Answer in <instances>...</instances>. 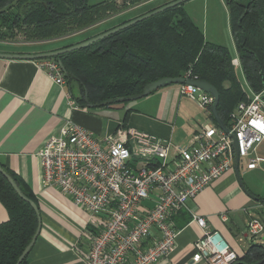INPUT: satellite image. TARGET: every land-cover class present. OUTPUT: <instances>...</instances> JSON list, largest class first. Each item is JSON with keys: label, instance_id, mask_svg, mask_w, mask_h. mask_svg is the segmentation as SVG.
Listing matches in <instances>:
<instances>
[{"label": "built area", "instance_id": "built-area-1", "mask_svg": "<svg viewBox=\"0 0 264 264\" xmlns=\"http://www.w3.org/2000/svg\"><path fill=\"white\" fill-rule=\"evenodd\" d=\"M38 67L56 84H63V69L51 59L37 60ZM185 80H196L189 74ZM178 94L207 109L210 94L178 84ZM227 131L206 125L185 146L120 124L99 139L91 131L67 121L59 134L47 140L38 152L42 185L55 188L86 212L90 228L85 264H154L171 254L177 231L172 217L227 172L238 158L252 157L264 142V102L261 94L239 103L229 116ZM202 236L193 244L192 261L197 264H233L237 255L205 219L193 216ZM226 221V216H221ZM247 234H264L263 221L251 218Z\"/></svg>", "mask_w": 264, "mask_h": 264}, {"label": "trees", "instance_id": "trees-1", "mask_svg": "<svg viewBox=\"0 0 264 264\" xmlns=\"http://www.w3.org/2000/svg\"><path fill=\"white\" fill-rule=\"evenodd\" d=\"M146 1L124 0L119 6L115 0L95 4H89L88 0H0V41L13 39L17 34L23 35L27 42L69 37ZM224 2L249 91L243 88L235 74L228 48L207 41L184 4H180L85 48L53 58L63 67V79L71 87V98L83 108H88V104L93 108L123 107L138 99L147 84L160 78H182L189 74L217 90L216 111L228 126L234 108L250 101L249 93L261 94L264 100V0ZM136 17L101 31L83 32L80 38L70 39L56 50L88 40ZM72 85L76 86V91ZM206 110L217 126L210 107ZM129 113L130 110L125 111L123 121ZM0 167L38 206L37 198L26 184L2 165ZM256 200L264 209V198L256 197ZM0 203L8 214V219L0 224V264H15L37 229V217L1 173ZM262 260L264 245L256 243L233 264H255ZM26 262L27 256L20 264Z\"/></svg>", "mask_w": 264, "mask_h": 264}, {"label": "crops", "instance_id": "crops-1", "mask_svg": "<svg viewBox=\"0 0 264 264\" xmlns=\"http://www.w3.org/2000/svg\"><path fill=\"white\" fill-rule=\"evenodd\" d=\"M171 1L163 2L158 7ZM115 2L119 4L118 0ZM123 2L121 0V4ZM119 16L110 17L103 23L69 37L50 41L52 43L36 41L16 44L0 41V53L36 54L56 50L83 32H90L103 24L109 23V27L119 24ZM36 61L0 59V165L26 184L38 201L41 227L28 252L26 264H85L81 254L87 248L90 216L57 189L42 185L43 172L38 152L47 140L57 136L63 124L71 121L91 131L99 139L123 124L170 140L175 145L185 146L201 127L215 124L206 109L207 121L199 125L195 123L194 117L187 118L186 112L183 111L185 116L181 114L182 110H179L183 100L178 94L177 85L160 88L149 94L145 100L147 104H142L143 111L130 104L115 108L79 107L71 98V87L66 81L56 84L38 67ZM244 87L248 89L246 82ZM72 89L76 91V86L72 85ZM104 109L121 110L123 115L121 118L109 117L103 114ZM126 110H130V113L123 121ZM176 120H179L177 124ZM193 123L195 128L187 125ZM178 129L183 133L188 129L184 143L177 142V139L181 140V133L179 137L173 134ZM263 144L257 147L252 157L264 160ZM247 159L240 158L238 161L240 182L233 168L195 198L188 200L185 207L172 217L173 228L177 231L174 249L169 256L154 264H195L192 261L193 244L203 231L193 216L203 217L209 229L219 233L237 258H241L253 244L264 245V234L256 239H251L247 234V223L251 218H260L264 223V209L256 200V197L264 198V161L259 162L254 169H247ZM223 214L226 221L221 219ZM7 219V211L0 203V224Z\"/></svg>", "mask_w": 264, "mask_h": 264}, {"label": "rangeland", "instance_id": "rangeland-1", "mask_svg": "<svg viewBox=\"0 0 264 264\" xmlns=\"http://www.w3.org/2000/svg\"><path fill=\"white\" fill-rule=\"evenodd\" d=\"M89 4H95L98 2H101L103 0H88ZM150 1V0H148ZM148 1L144 2L147 3ZM168 0H152L150 1L149 4L147 5H143L144 3H141L137 6L131 7L121 13L119 18V21H117L118 23H120L121 21L136 17V15H141L143 13H145L146 11H149L151 9H154L155 7H158L161 3L166 2ZM119 2V6L121 5V0H118ZM184 8L186 10V12L188 13V15L190 16L191 20L193 21V23L197 24L199 26V29L203 32V35L205 37V39L209 42L212 43H217L219 45H224L225 47L228 48L230 55L232 57V62L234 60V70H235V74L238 78V80L242 83V86H245V80H244V76L242 74L241 71V67L239 62H237V54H236V50H235V46H234V42H233V38H232V34L230 31V24H229V14H228V9L226 7V4L224 2V0H189L187 2L184 3ZM119 14H116L114 16H112L113 18ZM123 16V17H122ZM106 21V20H104ZM104 21L100 22L103 23ZM114 22V21H113ZM112 22V23H113ZM116 22V20H115ZM98 23V24H100ZM110 23V24H112ZM107 27H109V23L108 24H103L101 26H99L97 29V31H101L103 29H106ZM86 34V33H85ZM83 34L79 35L78 37L75 38H80ZM55 40H59V39H55ZM55 40H50V41H55ZM74 40V39H71ZM9 42L12 43H16V44H22L25 41L24 36L21 34H17L15 37H13V39L8 40ZM50 41H44V42H48V43H52ZM36 42V41H34ZM9 49V48H6ZM247 91V87H244ZM252 93H249L250 96ZM257 95V94H255ZM146 97H141L139 99H136L134 101H129L127 104L131 105V106H135V109H138L140 111H143L142 109H144L142 107V104H145V100ZM181 99L183 100L181 105H180V110H182V115L185 116V114L183 113L186 112L187 114V118L192 116L194 117V121L195 123L197 122L198 125L201 124L202 122H206V112L204 108H201L198 106V104L194 101H191L185 97H181ZM261 100L264 102L262 95H261ZM147 104V103H146ZM145 104V105H146ZM123 106V105H120ZM146 108V106H145ZM104 115L109 116V117H113V118H121L123 115V112L117 111V110H112V109H104V111H102ZM179 114V115H181ZM182 117V116H181ZM184 119V118H183ZM193 119V118H192ZM179 120H176V124L178 123ZM195 123L193 124H187L190 126V128H195ZM188 129H186L183 133V131L181 129H178L175 133L173 132V134H175L176 137H179L178 135L180 134V139H177V142H185L186 141V137H185V133H187ZM264 145V144H263Z\"/></svg>", "mask_w": 264, "mask_h": 264}, {"label": "water", "instance_id": "water-1", "mask_svg": "<svg viewBox=\"0 0 264 264\" xmlns=\"http://www.w3.org/2000/svg\"><path fill=\"white\" fill-rule=\"evenodd\" d=\"M189 0H174L172 2H169L163 6H160L150 12H147L141 16H138L128 22H125L119 26H116L112 29H109L101 34H98L88 40H85L83 42L74 44L72 46L66 47V48H61L58 50H52V51H47V52H41V53H36V54H12V53H0V59H15V60H40V59H51V58H57L63 54L66 53H70L82 48H85L93 43H96L110 35H113L121 30H124L136 23H139L141 21H144L152 16H155L163 11H166L170 8H173L175 6H178L180 4H184L185 2H187ZM60 64V63H59ZM61 65V64H60ZM62 67V66H61ZM63 69V67H62ZM189 84L192 85L202 91H204L205 93H208L211 95L212 99H213V103L210 106V112L212 114V116L215 119V122L217 124V126L223 130V131H227L226 125L223 123V121L219 118L217 111H216V107L218 104V100H219V95L217 90L211 86L209 83L201 81V80H185L181 77H177V78H169V77H165V78H160L156 81H153L149 84H147L142 92V94L138 97H146L149 94H151L153 91L160 89V88H164L170 85H178V84ZM85 97H86V93H85ZM88 108H93L92 105H87ZM233 146L235 149V153H236V160L234 163V171L236 174V177L239 180V175H238V154H237V147H236V141H233ZM0 173L2 174V176L7 180V182L9 183V185L11 186V188L14 190V192L17 194V196L22 199L24 202L28 203L29 206L34 210L36 217H37V229L34 233V235L32 236L30 242L28 243V245L24 248V250L22 251V253L20 254V256L18 257L17 261L15 264H20V262L27 256L28 252L30 251L31 247L33 246V244L35 243L39 231H40V227H41V220H40V215H39V209L36 206V204L31 201L29 198H27L18 188L17 184L14 182V180L0 167ZM240 182V180H239ZM264 263V260L259 261L255 264H262Z\"/></svg>", "mask_w": 264, "mask_h": 264}]
</instances>
